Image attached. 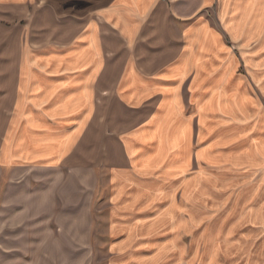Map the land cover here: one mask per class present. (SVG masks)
<instances>
[{
	"label": "crops",
	"instance_id": "1",
	"mask_svg": "<svg viewBox=\"0 0 264 264\" xmlns=\"http://www.w3.org/2000/svg\"><path fill=\"white\" fill-rule=\"evenodd\" d=\"M41 1L0 0L1 8L19 12L20 27L29 31L25 40L20 31L14 109L0 149L6 231L36 218L46 217L48 226L65 223L77 182L89 194L90 211L95 149L96 161L110 170L113 225L124 235L119 247L135 241L137 227L155 232L150 211L156 209L179 210L174 225L187 241L189 230H202L205 203L218 204L216 195L224 193L234 218L229 232L244 231L239 255L252 258L253 245L254 256L264 259V0H198L191 11L183 0H111L101 7L99 1L90 17L83 16L86 9L82 15L58 9L50 32L39 19L47 17L42 10L33 26H24L28 7ZM211 11L215 26L207 18ZM229 41L242 43L244 55ZM109 95L127 115L116 120L115 132L97 131ZM221 123L227 149L217 137L208 144L203 138L205 128ZM244 127L250 134L237 139ZM171 165L179 171L166 174ZM44 208L50 211L37 217ZM138 209L149 214L136 222L128 212ZM187 256L184 249L159 250L131 263L188 264ZM220 256L213 249L206 263Z\"/></svg>",
	"mask_w": 264,
	"mask_h": 264
},
{
	"label": "rangeland",
	"instance_id": "2",
	"mask_svg": "<svg viewBox=\"0 0 264 264\" xmlns=\"http://www.w3.org/2000/svg\"><path fill=\"white\" fill-rule=\"evenodd\" d=\"M99 1L102 2L97 6L100 5L101 7L104 5L103 1L108 3L111 0H42L41 2L34 3L32 7H28L27 11L29 13L25 16H27L29 21L27 24L24 23V26H33L34 24L31 25V23L36 21L35 12L42 10L45 11L43 14L47 17H39V19L46 22L44 23V31L50 32L52 15L58 9H77V14L81 15L84 14V9H86V13L83 16L90 17L95 14L94 9L99 8L93 7L94 2ZM160 1L164 3L172 2V0ZM183 1H188L185 8L191 11L193 9L192 4L194 5V2L198 0ZM218 10V7L214 8L216 13ZM19 15V12L14 13L12 10L0 7V149L2 146L4 124L9 117L10 109H14L15 70L18 66L16 56L20 42L19 36H21L20 31L21 34L23 33L24 40L29 32L26 33L27 30L20 27ZM207 18L210 24L216 25L214 12L208 13ZM33 32L35 31L32 30ZM229 46L239 57L246 52L242 43L238 41H229ZM8 75L11 77H7ZM251 84L254 85L253 83ZM126 115L123 109L117 105L116 99L109 95L108 104L106 106L102 104L99 108L94 124L95 130L99 131L101 128L107 126L108 131L115 132V129L119 125L116 120ZM106 119L107 122H104ZM224 123H221L219 128H211L209 126V128L204 129L203 138L205 144L210 143L212 136H214L220 139L221 148L227 149L228 130ZM236 133L237 139L243 138L250 134V129L249 127H244V129L239 128ZM260 136L261 134L256 135V137ZM237 142L241 145L237 148L243 149L244 143L242 141ZM112 150L117 154V149H115L114 145ZM161 150L163 151L162 145L160 146ZM236 155H239V153H236ZM97 157V150L93 149L91 152L92 161L90 162L93 174L90 211H88L89 194L84 193L83 186L80 187L77 182L75 194L69 195L70 216L65 223L64 220H60L59 223L48 226L46 217L42 219L36 218L23 221L17 229L13 228L11 231L9 229L6 231L3 221V195L7 177L2 175L1 170H3V167L0 166V264H132L131 262L134 260L146 261L150 259L149 257L152 258V255H155L159 250H169L172 253L181 249L187 251L188 264H207L208 258L205 257V254H210L213 249H215L217 254L221 255L216 258L217 262L214 264H248L251 261L252 264H264L263 258L254 256L257 246L254 248L252 245V248H248L253 250L254 255L252 258H245L239 255L240 251L246 248V244L239 237L244 231L235 227V230L231 231L232 233L229 232L230 220L228 219L234 218L233 211L231 212L232 207L229 208L228 203L222 201V199L227 198V194L224 193L216 195L217 198L221 199V202L218 204L205 203L202 211V230L201 232L196 231L193 227V230L188 231L187 241L179 239V231L174 225V222L179 219V210L168 211L167 209H160L159 211L156 209L155 211H150V216L155 217L152 226L155 228V232L151 231V227L145 226L146 224L143 227H137L135 241L127 243L126 247H119L118 243L124 235L118 236L113 225L115 221L113 217L115 208L110 202L112 196L110 170L109 167L103 166L102 162L96 161ZM221 157L226 159L227 151L221 152ZM166 170L169 172L166 174H171L173 170L179 171V168L178 166L171 165ZM42 205H45L44 202ZM60 205L63 206V203L60 202ZM86 210L88 216L84 217L83 215H85ZM49 211V209L44 208L43 211L40 210V214L37 217L43 214L46 215ZM60 212H63V209ZM244 212L242 211V214ZM74 213L75 218L72 217ZM128 213L135 214L132 220L137 222L141 220V217L147 216L149 211L138 209L129 211ZM126 216L129 219V215ZM170 220L171 226L169 225V228L167 225ZM191 220L194 223L195 219L191 218ZM87 223H90V235H87V230L89 229ZM252 231H255V227H252ZM129 232V235H131L132 230L130 229ZM230 236L232 240L227 241ZM130 251H145V256L148 255L147 253H150L151 256L134 259L124 254ZM137 255L142 256L139 253ZM175 260L178 261L177 258ZM164 263L161 261L158 264Z\"/></svg>",
	"mask_w": 264,
	"mask_h": 264
}]
</instances>
